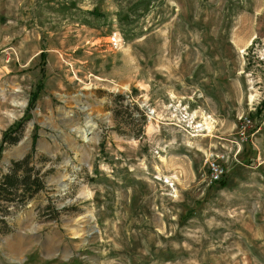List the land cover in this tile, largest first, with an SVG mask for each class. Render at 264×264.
<instances>
[{
    "label": "rangeland",
    "instance_id": "rangeland-1",
    "mask_svg": "<svg viewBox=\"0 0 264 264\" xmlns=\"http://www.w3.org/2000/svg\"><path fill=\"white\" fill-rule=\"evenodd\" d=\"M0 152V264H264V0H0Z\"/></svg>",
    "mask_w": 264,
    "mask_h": 264
},
{
    "label": "trees",
    "instance_id": "trees-1",
    "mask_svg": "<svg viewBox=\"0 0 264 264\" xmlns=\"http://www.w3.org/2000/svg\"><path fill=\"white\" fill-rule=\"evenodd\" d=\"M20 140L8 131L3 136V143L14 145ZM1 164V152H0ZM217 183L225 185L224 178ZM45 189L44 175L34 164L33 153L21 160L12 162L7 173L0 167V223L6 225L5 216L11 213V208L24 206L36 194Z\"/></svg>",
    "mask_w": 264,
    "mask_h": 264
},
{
    "label": "built area",
    "instance_id": "built-area-1",
    "mask_svg": "<svg viewBox=\"0 0 264 264\" xmlns=\"http://www.w3.org/2000/svg\"><path fill=\"white\" fill-rule=\"evenodd\" d=\"M207 161L209 162V166H210L211 183L220 182L226 175L225 168H223V166H221L217 161H215V159H213L212 162L210 161V159H208Z\"/></svg>",
    "mask_w": 264,
    "mask_h": 264
},
{
    "label": "bare ground",
    "instance_id": "bare-ground-1",
    "mask_svg": "<svg viewBox=\"0 0 264 264\" xmlns=\"http://www.w3.org/2000/svg\"><path fill=\"white\" fill-rule=\"evenodd\" d=\"M89 123H90V122H89ZM89 123H88V124H89ZM88 131H89V130H88ZM87 133H88V132H87Z\"/></svg>",
    "mask_w": 264,
    "mask_h": 264
}]
</instances>
